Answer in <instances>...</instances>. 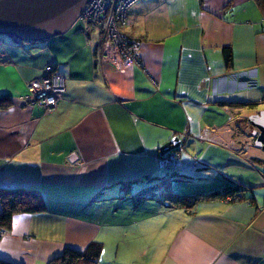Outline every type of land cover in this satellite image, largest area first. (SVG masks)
<instances>
[{
  "label": "crops",
  "instance_id": "crops-1",
  "mask_svg": "<svg viewBox=\"0 0 264 264\" xmlns=\"http://www.w3.org/2000/svg\"><path fill=\"white\" fill-rule=\"evenodd\" d=\"M262 19L255 0H138L119 25L138 62L120 70L100 62L90 23L43 41L0 38V189L45 203L12 215L0 260L47 264L97 242L96 264H264V152L247 122L264 103ZM47 65L66 86L51 111L28 95ZM174 135L180 164L159 168ZM230 186L244 197L184 208L168 196Z\"/></svg>",
  "mask_w": 264,
  "mask_h": 264
},
{
  "label": "built area",
  "instance_id": "built-area-1",
  "mask_svg": "<svg viewBox=\"0 0 264 264\" xmlns=\"http://www.w3.org/2000/svg\"><path fill=\"white\" fill-rule=\"evenodd\" d=\"M136 0H88L84 4L76 21L87 18L90 24L98 27L99 58L101 63L107 62L118 69L137 63L136 46L134 42L119 30L120 24L128 22V7ZM95 9V10H93ZM92 10V11H91ZM66 90L65 77L47 65L40 78L28 83V95L33 103L43 106L46 111L53 110ZM160 168H175L180 164V152L171 150L157 156ZM228 195L224 200H231ZM4 233L0 229V236Z\"/></svg>",
  "mask_w": 264,
  "mask_h": 264
},
{
  "label": "water",
  "instance_id": "water-1",
  "mask_svg": "<svg viewBox=\"0 0 264 264\" xmlns=\"http://www.w3.org/2000/svg\"><path fill=\"white\" fill-rule=\"evenodd\" d=\"M88 0H0V34L22 41H43L66 31ZM253 145L264 149V109L247 116ZM182 141L172 136L159 147V155L180 150Z\"/></svg>",
  "mask_w": 264,
  "mask_h": 264
},
{
  "label": "trees",
  "instance_id": "trees-1",
  "mask_svg": "<svg viewBox=\"0 0 264 264\" xmlns=\"http://www.w3.org/2000/svg\"><path fill=\"white\" fill-rule=\"evenodd\" d=\"M255 1L260 6V8L264 10V0H255ZM223 51H224L225 59L228 61L230 59V51L227 48H224ZM4 99L5 98H0V103L3 102ZM173 150H177V149H173ZM178 151L180 152L181 149ZM145 191L146 190H142L141 192L135 195L137 196L136 199L138 201H142L143 199L146 198ZM228 195H231L233 197L231 200H239L244 197L242 193L238 191V189H235L232 186L225 188L223 190L213 191L208 196L197 195V196L186 197L183 195L170 194V193L168 194V196L172 198L175 203H177L178 205L184 208L186 207L189 208L192 205V203L196 202V200L198 199H207V198L224 199ZM0 204H1L0 229H2L3 231L7 230L10 227L11 218L14 213L19 211H42L45 209V203L41 195L38 193V191H30V189H24V188H1ZM101 252H102V245L97 242H90L83 250H77V249L65 247L59 255H56L53 258H51L47 264H96L100 259ZM0 264H14V263L0 260Z\"/></svg>",
  "mask_w": 264,
  "mask_h": 264
},
{
  "label": "rangeland",
  "instance_id": "rangeland-1",
  "mask_svg": "<svg viewBox=\"0 0 264 264\" xmlns=\"http://www.w3.org/2000/svg\"><path fill=\"white\" fill-rule=\"evenodd\" d=\"M138 0H136L135 2H137ZM134 2V3H135ZM133 3V4H134ZM133 4H131V5H133ZM130 5V6H131ZM130 6L128 7V10H129V8H130ZM127 19H128V15H127ZM82 20V23L85 25V24H89V22L87 21V18H82L81 19ZM262 21H264V19H262ZM76 22V21H75ZM96 26V25H95ZM97 27V26H96ZM98 28V27H97ZM99 35V34H98ZM0 38H4V39H8L9 38V35H7V34H0ZM100 53V52H99ZM101 62V61H100ZM102 64H105V65H109V63H107V62H102ZM111 66V65H110ZM111 67H113V66H111ZM114 69H116V70H120V69H118V68H116V67H113ZM124 69V68H123ZM247 108H249L250 109V107H247ZM262 108H264V103H259L258 105H256V106H253L252 107V109L251 110H253V111H257V110H260V109H262ZM245 122V121H244ZM250 135H251V131H250ZM251 144L253 145V137L251 136ZM253 147V149H256V150H258V151H260V152H264V149H261V148H258V147H254V146H252ZM185 152H187V153H189V154H191V156H194V155H197V154H199V156H200V153H198V151H196V150H194L193 148H191V147H189V146H187L186 148H183L182 149V153L183 154H185ZM191 158H194V157H191ZM190 161V163H192V161H194V159H190L189 160ZM160 168V167H159ZM163 169H165V168H163ZM175 169V168H174ZM109 248V247H108ZM115 250V249H114ZM143 259V258H142Z\"/></svg>",
  "mask_w": 264,
  "mask_h": 264
},
{
  "label": "bare ground",
  "instance_id": "bare-ground-1",
  "mask_svg": "<svg viewBox=\"0 0 264 264\" xmlns=\"http://www.w3.org/2000/svg\"><path fill=\"white\" fill-rule=\"evenodd\" d=\"M93 10H95V9H93ZM92 11V10H91Z\"/></svg>",
  "mask_w": 264,
  "mask_h": 264
},
{
  "label": "flooded vegetation",
  "instance_id": "flooded-vegetation-1",
  "mask_svg": "<svg viewBox=\"0 0 264 264\" xmlns=\"http://www.w3.org/2000/svg\"><path fill=\"white\" fill-rule=\"evenodd\" d=\"M183 144V143H182Z\"/></svg>",
  "mask_w": 264,
  "mask_h": 264
}]
</instances>
